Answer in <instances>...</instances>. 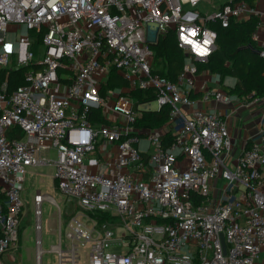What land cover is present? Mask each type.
I'll return each instance as SVG.
<instances>
[{"label":"built area","instance_id":"obj_1","mask_svg":"<svg viewBox=\"0 0 264 264\" xmlns=\"http://www.w3.org/2000/svg\"><path fill=\"white\" fill-rule=\"evenodd\" d=\"M250 15L260 45L264 10L244 0H0V69L27 67L12 91L0 83V264H20L11 253L21 189L28 167L39 165L54 166L63 205L74 210L63 227L60 206L33 195L38 264L48 199L58 209L57 264L64 252L67 264H264V109L234 158L226 119L194 107L197 99L248 101L206 85L195 93L199 74L210 73L192 61L215 49L208 21L226 26ZM30 31L40 37L39 56ZM169 31L187 57L177 81L151 70V46ZM111 69L126 84L102 95ZM149 88L154 100L136 104L130 93ZM165 104L168 144L162 130L134 125L140 111ZM97 110L105 120L98 126ZM15 128L21 138L9 137ZM50 149L55 159L42 154Z\"/></svg>","mask_w":264,"mask_h":264},{"label":"trees","instance_id":"obj_2","mask_svg":"<svg viewBox=\"0 0 264 264\" xmlns=\"http://www.w3.org/2000/svg\"><path fill=\"white\" fill-rule=\"evenodd\" d=\"M244 1L251 7L256 3V0ZM257 23L258 17L255 15H250L244 19L232 17L226 26H222L216 19L208 21L207 26L216 31L215 49L206 61H192L197 66L198 71L205 70L212 75H217L220 83H223L222 87L226 93L241 100L261 99L264 97V56L245 47L250 44L264 51V44L258 45L252 39V33ZM30 33L33 36L30 49L36 56H39L40 37L35 36L32 31ZM151 47L154 53L151 66L152 73H157L171 81H177V76L182 70L187 57L177 46L174 32L169 31L164 36H161ZM26 68L13 69L8 72L5 69H0V83L6 81L8 91H12L16 86L24 83L23 71ZM227 79L232 80V84L225 85L224 82ZM125 84V80L111 69L105 83L101 87V94L104 95L108 90L120 88ZM130 96L138 104L154 100L156 93L152 88L145 90L136 89L130 93ZM170 108L169 104H165L158 110L140 111L134 125L138 128L162 130L161 138L163 143L168 144L173 139L172 132L166 128V124L169 122ZM91 121L96 126L105 122L100 110L93 112ZM13 136L21 138L22 133L15 128L9 133V137ZM1 199L3 200V196ZM73 204L70 203L68 207H64L61 211L63 227L73 214ZM21 226L20 224L19 244Z\"/></svg>","mask_w":264,"mask_h":264},{"label":"rangeland","instance_id":"obj_3","mask_svg":"<svg viewBox=\"0 0 264 264\" xmlns=\"http://www.w3.org/2000/svg\"><path fill=\"white\" fill-rule=\"evenodd\" d=\"M207 6L200 4L198 8L203 9ZM152 104L154 106L155 103ZM260 104L264 105V103ZM42 154L48 159L56 158V152L54 149L44 151ZM52 170V166L45 165H39L37 167L31 168L28 167L27 169L25 181L21 189V198L24 202V212L21 221V237L19 247L13 252V256L15 257L14 262L19 261L20 264H38L36 239L39 237V231L36 229V215L33 203L34 191L39 189L42 193L47 194L58 204V206H60L61 211L64 209V207H68L62 206L63 197L54 186V182L51 177ZM40 221L41 248L43 249L40 264H57V258L55 257V253L51 251V246L58 242V209L55 203L51 202L49 199L44 200L41 204ZM61 223L62 217L60 224ZM61 231L63 237L64 228L61 227ZM67 255V252H64V264H67ZM80 263H82V261Z\"/></svg>","mask_w":264,"mask_h":264},{"label":"crops","instance_id":"obj_4","mask_svg":"<svg viewBox=\"0 0 264 264\" xmlns=\"http://www.w3.org/2000/svg\"><path fill=\"white\" fill-rule=\"evenodd\" d=\"M255 6L264 10V0H256ZM259 33L261 36V41L259 42V44L261 45L264 43V28L260 30ZM204 80H205V84L202 86V88H200L201 82H204ZM231 82L233 81L227 79V81H225L224 84L225 85L232 84ZM222 84L219 82L217 83L211 74L208 73L199 74L198 83H197V92L195 93H201V90L205 85L208 86L209 88H216L223 90ZM260 103H264V97L258 100L251 99L244 102L237 101L236 99L232 98L230 103L227 104L222 103L220 101H216L214 99H211L207 102L197 99L196 103L194 104V107L203 108L208 111H213L221 115L224 119H226L229 125L230 134L234 140L232 157L235 158L245 147L246 141L256 133V127L254 122L255 119L258 117L259 113L264 109V105H261ZM185 110L186 112H188L190 108H185ZM45 166H52L53 170L51 173V177L53 179L55 186V180L53 178L54 166L53 165H45ZM38 191L41 192V190L36 189L34 191V194ZM11 254L13 255V253Z\"/></svg>","mask_w":264,"mask_h":264},{"label":"water","instance_id":"obj_5","mask_svg":"<svg viewBox=\"0 0 264 264\" xmlns=\"http://www.w3.org/2000/svg\"><path fill=\"white\" fill-rule=\"evenodd\" d=\"M246 48H250L253 52H255V53H257V54H262L261 53V49H259V48H257V47H254V46H252V45H247V46H245Z\"/></svg>","mask_w":264,"mask_h":264},{"label":"bare ground","instance_id":"obj_6","mask_svg":"<svg viewBox=\"0 0 264 264\" xmlns=\"http://www.w3.org/2000/svg\"><path fill=\"white\" fill-rule=\"evenodd\" d=\"M39 253H41V250L39 249V251H38Z\"/></svg>","mask_w":264,"mask_h":264}]
</instances>
